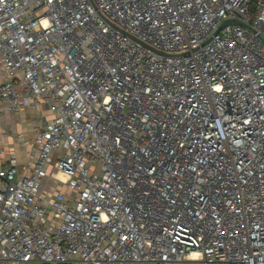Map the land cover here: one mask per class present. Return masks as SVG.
<instances>
[{
    "label": "built area",
    "instance_id": "1",
    "mask_svg": "<svg viewBox=\"0 0 264 264\" xmlns=\"http://www.w3.org/2000/svg\"><path fill=\"white\" fill-rule=\"evenodd\" d=\"M0 264H264V0H0Z\"/></svg>",
    "mask_w": 264,
    "mask_h": 264
},
{
    "label": "rangeland",
    "instance_id": "2",
    "mask_svg": "<svg viewBox=\"0 0 264 264\" xmlns=\"http://www.w3.org/2000/svg\"><path fill=\"white\" fill-rule=\"evenodd\" d=\"M37 110L23 111L22 114L0 115V145H7L10 142V133L23 132L28 134L31 132L33 125H39L41 117L37 115Z\"/></svg>",
    "mask_w": 264,
    "mask_h": 264
}]
</instances>
